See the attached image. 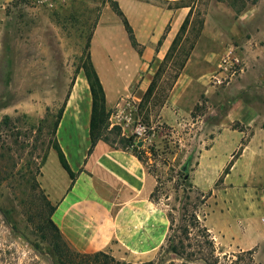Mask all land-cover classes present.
Returning a JSON list of instances; mask_svg holds the SVG:
<instances>
[{"label":"rangeland","instance_id":"rangeland-1","mask_svg":"<svg viewBox=\"0 0 264 264\" xmlns=\"http://www.w3.org/2000/svg\"><path fill=\"white\" fill-rule=\"evenodd\" d=\"M104 1L15 0L0 13V264H116L97 258L96 254L61 260L51 244L50 230L45 229L48 210L37 187L43 161L54 144L59 114L68 94L85 76L81 67L87 56L89 37L98 35L95 58L99 69L106 73V81H111L116 90L124 83L119 76L126 69L138 68L142 58L132 47L122 21L110 4L103 5ZM115 1L136 25L140 17L159 25L164 19L152 12L148 14L145 6L137 3L165 10L171 7L174 12L181 4L180 0ZM261 1L183 0L182 4L191 6L193 11L191 9L190 25L181 36L176 52L168 59L165 57L162 63L156 61V57L145 63L138 80L130 86L135 93L119 101V104H123V100L137 103L144 124L152 129L150 139L142 141V149L160 183L158 205L166 215L173 212L179 219L183 188L191 197L189 203L199 205L197 198L201 191L193 185L192 179L199 145L204 141L201 134L209 132L216 120L226 115L231 99L240 96L238 83L245 82L264 97V0L258 9L253 8ZM203 18L205 26L200 34ZM198 43L197 55L192 56ZM217 44L226 49L220 65L207 67L205 64L209 62L200 60L201 56L206 51H217ZM227 55L239 59L238 74L217 85L214 76L218 75ZM191 58L194 63L187 67ZM248 64L251 71L246 75ZM111 72L115 74L109 76ZM149 73L153 74V81L144 95L139 96L136 94L139 85ZM183 73L188 75L186 81L192 77L199 84L195 98L187 106L190 115L174 131L160 122L159 116ZM259 109L264 112V98ZM233 127L239 129L241 125ZM128 129L126 133L122 130L123 136L133 137L132 127ZM153 149L157 157L151 156ZM183 176L188 180L185 184ZM211 206L210 200L206 206L200 205L203 225ZM176 224L179 226L180 221ZM191 234L185 244L187 252L195 256L185 259L168 252L166 239L153 259L136 260L135 264H264V254L257 259L255 251L231 250L229 246L218 244L210 233L214 251L204 244L205 238L197 231Z\"/></svg>","mask_w":264,"mask_h":264},{"label":"crops","instance_id":"crops-1","mask_svg":"<svg viewBox=\"0 0 264 264\" xmlns=\"http://www.w3.org/2000/svg\"><path fill=\"white\" fill-rule=\"evenodd\" d=\"M14 1L0 0V13ZM262 2L253 8L258 9ZM137 4L145 6L148 14L152 12L164 19L159 25L140 17L136 25L128 17L144 52L138 68L126 69L119 76L120 80L123 77L124 83L118 90L111 86V81H106L96 61L94 47L98 35L92 41L93 62L104 85L110 112L121 99L135 93L130 86L138 80L145 63L152 62L155 57L160 63L164 61L191 13V8L174 12ZM168 26L170 31L167 33ZM164 35L166 38L159 47ZM216 46L217 51H206L201 56L200 60L210 63L206 62L207 67L220 65L226 49L218 47L219 44ZM199 48L200 43L192 56L197 55ZM246 57L249 59V54ZM192 63L191 58L187 67ZM250 71L248 64L245 74ZM185 73L174 85L159 116L160 122L174 131L190 115L187 106L195 98L199 84L192 77L186 81L188 75ZM112 74L115 72L109 76ZM152 81L153 74L149 73L136 94L144 95ZM238 84L240 96L231 99L226 115L218 118L209 132L201 134L204 141L199 145L192 182L201 192L213 193L210 214L204 223L218 244L241 252L255 251L259 259L264 254V112L258 110V105L262 104L264 97L245 82ZM92 109L93 98L84 76L77 81L56 131L57 141L72 170L79 176L72 186V180L54 149L49 151L41 167L39 184L56 207L53 220L67 245L78 254L104 253L130 264H135L136 260H151L165 244L169 231L165 211L151 200L158 185L157 178L132 151L100 141L90 153ZM235 124L241 127H233ZM229 166V173L224 175ZM221 178V186H218Z\"/></svg>","mask_w":264,"mask_h":264},{"label":"trees","instance_id":"trees-1","mask_svg":"<svg viewBox=\"0 0 264 264\" xmlns=\"http://www.w3.org/2000/svg\"><path fill=\"white\" fill-rule=\"evenodd\" d=\"M181 4H178L176 9H184V8H191L189 5L182 4L183 0H180ZM110 4L111 9L114 11V13L118 16V18L122 21L123 26L127 32V35L129 37L130 43L132 47L139 53V55L143 56V48L141 44L138 42L137 36L135 34V31L125 14V12L120 7V4L118 1L115 0H105L103 2V5ZM174 8L169 7L168 10H173ZM193 11V9H192ZM192 16V12L185 20L179 34L177 35L173 45L171 46L168 54L166 55V59L170 58L174 52L177 50L178 42L181 39V36L183 35L184 31L190 25V17ZM205 26V19L203 18L200 22V28L199 33H202V30ZM170 31V26L167 27V33ZM166 38V35L163 36L162 40L159 42V47L162 45L163 40ZM92 39L93 35L89 37L88 44H87V56L86 59L81 67V70L84 72L86 79L88 81L91 95L93 98V109H92V116H91V124H90V138H91V149L90 153L94 150L95 146L100 142L104 141L107 144L111 145L114 148H123L124 150L132 151L136 157L139 158V160L147 167L148 171L152 174L151 168H149V164L146 161L145 157L147 153L142 149V147L136 146L135 137L126 138L122 134V129L119 127H113L111 128V124L109 123L110 116L112 112L107 110V96L106 91L104 88V85L102 83V80L99 76V73L95 67V64L93 62L92 52H91V45H92ZM74 85V84H73ZM71 96V93L68 94L67 99L64 103V106L59 114V117L57 119V122L55 124V140L54 144L51 149H54L58 156L59 160L61 162L62 167L65 169V171L68 173L72 180V186H74L79 174L75 173L70 164L69 161L62 150L59 142L56 138V131L60 125V122L62 120L64 110L67 104V101L69 100ZM150 95L146 97V100L148 99ZM111 135H114L115 138L112 140ZM118 144H121L122 147H119ZM136 146V147H135ZM152 157H157V152L155 150H151L150 152ZM48 156V155H47ZM45 157L43 164L47 158ZM230 170V166L225 170L224 175L228 174ZM155 176V175H154ZM183 184L187 183L188 180L185 179V177H182ZM222 181V179H221ZM157 187L155 191L151 195V200L155 204H159L157 195L160 191V183L157 179ZM37 187L42 192V196L44 197L46 201L47 206V217H46V228L47 230H50V233L53 236V239H51V244L53 245L55 252L59 256L61 260L69 259L75 256H81V254H78L70 249V247L67 245L65 240L62 237V234L60 232V229L55 224L53 220V215L55 213L56 207L51 204V202L48 200L47 196L45 195L44 191L41 189L40 184H37ZM187 189L183 188V197L180 203L183 205L181 209V214L179 219L176 217V215L173 212L167 213V219L169 221V234L167 237V246H168V252L173 253L177 256H180L181 258H185L186 256L193 257L194 254L188 253L187 249L188 246H186V241L189 240V237L192 235V231H197L200 235V237L205 238L204 244L209 246V248L213 249L215 251V243L210 239V232L208 228L202 224L201 218L199 215L200 205L206 206L208 200L213 196L212 192L209 193H203L200 192L199 196L197 198V201L199 202V205L196 204L195 206L191 205L189 203V200L191 197L187 194ZM178 221H180V225L176 224ZM97 258H105L107 260H110L111 263L116 264H123L119 261H117L114 257L108 256L104 253H97L95 255Z\"/></svg>","mask_w":264,"mask_h":264},{"label":"built area","instance_id":"built-area-1","mask_svg":"<svg viewBox=\"0 0 264 264\" xmlns=\"http://www.w3.org/2000/svg\"><path fill=\"white\" fill-rule=\"evenodd\" d=\"M239 67V59L235 56L227 55L222 61L218 75L214 76L215 83L222 85L233 79L238 74ZM123 102V104L117 105L116 112H112L109 121L111 127H120L125 133L129 131L128 128L132 127L131 133L135 137L137 146L141 141L145 142L150 139V131L152 129L144 124L137 103L127 100H123Z\"/></svg>","mask_w":264,"mask_h":264},{"label":"water","instance_id":"water-1","mask_svg":"<svg viewBox=\"0 0 264 264\" xmlns=\"http://www.w3.org/2000/svg\"><path fill=\"white\" fill-rule=\"evenodd\" d=\"M142 145H143V142L141 141V142L138 144V146H139V147H142Z\"/></svg>","mask_w":264,"mask_h":264},{"label":"bare ground","instance_id":"bare-ground-1","mask_svg":"<svg viewBox=\"0 0 264 264\" xmlns=\"http://www.w3.org/2000/svg\"><path fill=\"white\" fill-rule=\"evenodd\" d=\"M103 75H105V77H106V73H103Z\"/></svg>","mask_w":264,"mask_h":264}]
</instances>
